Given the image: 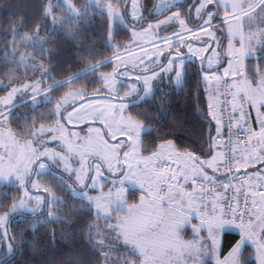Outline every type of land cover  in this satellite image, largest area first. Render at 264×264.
I'll return each instance as SVG.
<instances>
[{"label": "rangeland", "instance_id": "1", "mask_svg": "<svg viewBox=\"0 0 264 264\" xmlns=\"http://www.w3.org/2000/svg\"><path fill=\"white\" fill-rule=\"evenodd\" d=\"M165 1L158 2L157 14L165 8ZM248 1L241 3L239 10L255 2ZM93 2L101 7L99 0ZM209 2L199 0L191 14L193 21L198 18L204 26L196 32H190L180 12L131 28L123 12L104 3L107 41L113 51L115 25L127 27L130 33L107 68L85 74L46 96L56 95L51 109L56 118L51 125L33 126L19 136L7 127L8 113L0 115V187H16L9 207L0 213V242L6 255L12 250L6 235L8 217L40 214L45 197L49 206L61 199L39 180L48 172L59 182L62 176L71 178L72 184L67 186L70 195L88 204L73 209L93 213L80 229L92 259L84 256L87 260L75 264H242L244 253L254 264H264V202L249 229L190 211L193 188L189 182L196 177V170L204 176L201 165L194 154L178 150L171 139L145 153L141 135L146 127L129 111L132 103L150 98L158 86L180 87L186 63L195 61L207 87L208 113L216 117L209 74L215 79L225 75L239 79L244 67L241 46L245 44V61L253 58L246 70L255 112L264 129V1L243 17L241 35L234 25L228 36L221 28L208 25L213 9L206 13L204 9ZM88 4L58 0L57 12L51 17L56 24L15 43L11 50L18 56L17 62L9 63L8 75L0 81V111L40 86L57 82L52 80L59 66L50 58L48 42L56 39L58 31L71 37L78 21L94 14L86 10L96 6ZM126 14L130 22H138L142 14L138 0L131 1ZM250 42L255 43V50L249 48ZM213 65L222 71L204 72ZM57 134L63 137L67 151L60 149ZM211 145L207 162H214L218 152L214 141ZM245 152L247 172L264 182V132ZM56 169L59 175L54 173ZM225 231L240 236L222 254ZM175 245L178 251L173 252Z\"/></svg>", "mask_w": 264, "mask_h": 264}, {"label": "trees", "instance_id": "2", "mask_svg": "<svg viewBox=\"0 0 264 264\" xmlns=\"http://www.w3.org/2000/svg\"><path fill=\"white\" fill-rule=\"evenodd\" d=\"M57 2L0 0V81L7 77L9 63L12 64V60L17 62L18 56L11 50L15 43L25 35L42 34L43 30H49L56 24L51 17L57 12ZM107 23L105 14H92L86 21H78L71 37L61 31L56 33V39L48 42V46L52 48L50 58L56 60L59 66L52 80L57 82L40 86L38 91L43 93L6 111L8 128L21 136L32 125L51 123L53 117L49 113L56 95L47 99L49 90L46 89L57 84L50 89L51 92L56 91L60 86L76 80L78 72L100 64L114 54L107 44ZM120 30H114L113 41L128 40L125 30ZM81 55L84 58H79ZM206 88L198 66L187 62L180 87L172 84L158 86L150 98L129 106L131 115L146 127L141 135L145 153L154 150L160 141L171 139L180 151H188L201 158L210 155L214 127L208 114ZM50 184L53 187V183ZM15 189V186L0 187V213L9 207L16 194ZM63 191H58L63 200L45 215L14 213L8 217L6 235L12 250L6 255V247L0 242V264H75L92 259L89 244L80 230L91 219L92 210L85 213L75 211L73 207L88 204ZM239 236L238 232L225 231L221 253L228 251ZM84 256L89 257L85 259ZM242 261V264H254L248 260L247 253L243 254Z\"/></svg>", "mask_w": 264, "mask_h": 264}, {"label": "built area", "instance_id": "3", "mask_svg": "<svg viewBox=\"0 0 264 264\" xmlns=\"http://www.w3.org/2000/svg\"><path fill=\"white\" fill-rule=\"evenodd\" d=\"M235 86L230 78L217 84L221 131L213 140L218 147L219 165L210 176L194 177L192 184L198 194L200 214L215 213L224 223L245 228L258 196L264 193V185L241 169L237 153L241 146L258 142L261 129L248 90L235 92Z\"/></svg>", "mask_w": 264, "mask_h": 264}, {"label": "flooded vegetation", "instance_id": "4", "mask_svg": "<svg viewBox=\"0 0 264 264\" xmlns=\"http://www.w3.org/2000/svg\"><path fill=\"white\" fill-rule=\"evenodd\" d=\"M78 1V0H77ZM84 1H88V5H91V6H96L95 8H88V10L86 11H93L94 14H99V13H102V14H105V10H106V5H111V8L112 9H117V10H120L121 12H123V16L125 18V22L128 24L129 27H133V28H136V27H142L145 23V21L147 22H150V21H154V20H157V19H160V18H164L166 16H168L169 14L173 13V12H180L183 17L186 19L187 23L190 25V32H196V31H199L202 27L204 26H201L202 24V21H198L197 19L198 18H195V20L193 21L192 20V17H191V14L196 6V4L198 3L199 0H166L165 1V8L158 12H155L156 11V8H157V5H158V2L161 1V0H138L139 2V7H140V11H141V15L138 17V22L136 24H133L132 22H130L127 18V10L129 9V6H130V3L132 0H99V2L101 3V7H98V5H96L93 0H84ZM104 3H107L105 6H103ZM210 9H213V14L211 15V22L208 24L210 27H219L221 28L222 32L225 33L224 29L222 28L221 24L219 25V9L217 7V5L215 4V2L211 1L209 3H207V5L205 6V13L207 11H209ZM98 10H100L101 12H99ZM108 25V23H107ZM188 25V26H189ZM116 28H119V30L121 29H124L127 34H128V40L130 39L129 35V30L127 27H123V25L121 24H117L115 25ZM207 26V25H206ZM114 30H115V27H114ZM113 30V31H114ZM120 30V31H121ZM58 33V32H57ZM226 35V34H225ZM225 40V38H224ZM123 41L125 40H114L113 41V37H112V43H113V47L116 48V52L109 56L108 58H106L105 60L102 61V64L100 65H108L111 60L118 54V50H119V47H121V44L123 43ZM107 44H108V41H107ZM110 46V45H109ZM111 47V46H110ZM192 62V61H191ZM195 63L198 68L200 69V66L197 62H193ZM225 64V63H224ZM96 66L94 67H88L86 70H83L81 72H78V77H81L85 74H89V73H92L94 71H96L98 68H95ZM104 68H107L106 66ZM102 69V68H101ZM204 72H210V73H213L215 71H217L218 69L221 70L222 68L220 66H212V67H209V68H204ZM201 71V69H200ZM202 72V71H201ZM57 84H55L54 86H56ZM54 86H50L48 87L46 90H49V93H51L50 89H52ZM43 93V91H38L35 90L33 91L32 93L28 94V95H24L22 98L19 99V101L17 103H13L11 106L8 107V109H4V110H1L0 111V115L1 114H4L6 113V111H8L9 109L13 108L14 106H16L17 104L23 102V101H26L30 98H33V97H36L38 96L39 94ZM48 93V94H49ZM26 98V99H25ZM53 108V106H52ZM51 108V109H52ZM49 115H51L53 117V120H51V123L49 125L52 124V122L55 120L56 118V115L53 114L52 112L49 113ZM37 125H40V124H35V125H32L30 127V129L33 127V126H37ZM56 140L60 141L59 143L61 144L60 146V149L61 150H66L67 149L64 147L66 146V144H64V139L63 137L60 135V134H57V138ZM64 144V146H63ZM55 174H58L59 175V170L56 169L54 171ZM39 180L44 183L45 185H47L48 187L52 188L55 193L57 195H60L61 196V199H56L53 203H52V206H49L48 204V199L45 197V203H44V206H43V211L40 213V214H35L33 216H39V215H45L47 212H50L52 210V207H55L57 206L58 204V201H62L63 200V195L58 193L59 190L65 192V193H69V191L67 190V186H69L70 184H72V179L71 178H65L64 176H62V179L59 180L57 178H53V176H51L50 173L48 172H45V174L43 176H40ZM50 183H53V187L51 186ZM70 194V193H69ZM77 199V198H76ZM26 215V214H25Z\"/></svg>", "mask_w": 264, "mask_h": 264}, {"label": "crops", "instance_id": "5", "mask_svg": "<svg viewBox=\"0 0 264 264\" xmlns=\"http://www.w3.org/2000/svg\"><path fill=\"white\" fill-rule=\"evenodd\" d=\"M211 1L215 2L216 5H217V7H218V9H219V12H218L219 15H220L219 16V25L221 24L222 28L224 29V31L226 33V36H228V33H230V31H231V29H232V27L234 25H236V27L239 30V33L241 35V30H242V33L244 32V25H243V21H242L243 20V17L245 15H247L248 13H250L252 10L256 9L258 7V5H260L261 2L264 1V0H254L255 2L253 4H251L250 6H248L246 8H243L242 10H239V8H238L239 5L241 3H246L248 0H211ZM231 19H234V21L231 22ZM248 22H249V18H248ZM244 45L241 46V51H242V47H243V51H242V55H243L242 56V61H244V67L242 66L241 70H244L245 71L246 66H249L250 65L251 60L253 58H248L245 61V54H246L245 47H246V45L245 46ZM248 46L251 49V51L252 50H255V48H256L255 43H252V42H250L248 44ZM224 65H226V64H224ZM220 71H222V69ZM245 74H246V78H247V87L249 88V91L251 93V89H250L251 79L249 78V75L247 74V70H246ZM257 75H258V72L257 71H254V76L257 77ZM217 79L218 78L215 79V78H213L211 76V74H209L208 87H210V89L213 91V94H214V105L212 107V111H213L214 114H216L215 115L216 117H212V115H209L210 116V119H211V121L213 123L214 133H219L221 131V126H220V122L218 120V113H217V108H216V95H215L216 92H215V88H216ZM233 79L236 80V79H238V77L237 78H233ZM241 89H242V85L241 84L237 85L236 88H235L236 92H239ZM251 97H252V102H253L254 96L252 95V93H251ZM253 106H254V102H253ZM254 110H255V107H254ZM255 114H256V112H255ZM256 119H257V122H258L259 126L261 127V124H260V121H259V118H258L257 114H256ZM263 132H264V129L262 128L261 134ZM251 145L252 144L247 145V146L240 147V149H239V151L237 153L238 162H239V165H240L241 169L247 170L246 165H248V163L246 161V152L245 151L247 150V147L248 146H251ZM211 153H212V146H211ZM214 155H211L210 157H212ZM194 158H196L197 159V162H199V164L201 165V167L203 169L202 172L204 173V176L214 174L215 173V169L219 165L218 152H217V155H216V160L214 162L211 161L210 159H209L208 162L206 161L209 158V155L207 157H204V158H199V157H197V156L194 155ZM208 163H210V164H208ZM199 173H200V171L199 170H196L194 176H196V177L200 176ZM258 179H260V178H258ZM260 180H261V182H263L262 179H260ZM181 183H182V180H180V185H181ZM189 183L192 186V183L191 182H189ZM192 188H193V195L191 196L190 203H189V205H190L189 207H192V208L191 209L189 208V209H190V211H192L194 213L195 212L197 213L196 208H197V205L199 203V198H198V194L195 191L194 187H192ZM261 196L262 195H260L258 197L257 202L255 203V207L253 209V215H252V219H251V225L253 224V222L256 219L257 209L264 202V200L261 199ZM206 216L207 217H213V215H206ZM214 218H216V216H214ZM206 219H209V218H206ZM176 249H177V246L175 245V247L173 248V252L174 251H178ZM167 250H169V247H168Z\"/></svg>", "mask_w": 264, "mask_h": 264}, {"label": "bare ground", "instance_id": "6", "mask_svg": "<svg viewBox=\"0 0 264 264\" xmlns=\"http://www.w3.org/2000/svg\"><path fill=\"white\" fill-rule=\"evenodd\" d=\"M230 77V76H229Z\"/></svg>", "mask_w": 264, "mask_h": 264}]
</instances>
